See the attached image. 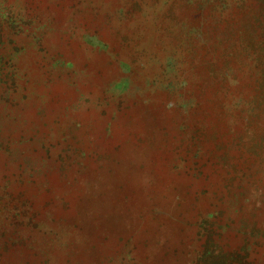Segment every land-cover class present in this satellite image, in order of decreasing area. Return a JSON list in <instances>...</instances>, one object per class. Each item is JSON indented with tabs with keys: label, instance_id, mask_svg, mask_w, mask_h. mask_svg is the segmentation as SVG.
<instances>
[{
	"label": "rangeland",
	"instance_id": "374dc122",
	"mask_svg": "<svg viewBox=\"0 0 264 264\" xmlns=\"http://www.w3.org/2000/svg\"><path fill=\"white\" fill-rule=\"evenodd\" d=\"M0 264H264V0H0Z\"/></svg>",
	"mask_w": 264,
	"mask_h": 264
}]
</instances>
